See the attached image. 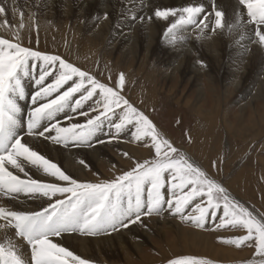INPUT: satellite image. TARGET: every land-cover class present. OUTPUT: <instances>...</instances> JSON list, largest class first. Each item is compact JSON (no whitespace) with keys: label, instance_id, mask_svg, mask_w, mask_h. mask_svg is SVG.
<instances>
[{"label":"snow or ice","instance_id":"1","mask_svg":"<svg viewBox=\"0 0 264 264\" xmlns=\"http://www.w3.org/2000/svg\"><path fill=\"white\" fill-rule=\"evenodd\" d=\"M208 2L210 11L204 0H189L176 8H157L156 18H175L163 34L165 42L175 46L184 39L181 33L189 28L200 34L199 39L205 29L215 31L225 26L229 31L239 30L243 40L248 26H254L252 42L264 47V0H236L238 10L227 25L225 13L217 8L215 0ZM6 11L0 6V16ZM213 16L214 21L209 24ZM5 26L10 27L7 20L0 25ZM24 27L21 20L19 29ZM13 36L14 40L0 37V196L18 199L23 195L40 203L32 210L0 206V230L14 229L15 236L30 249L28 258L6 239L0 243V264H90L59 241L66 235L96 236L126 229L143 216L165 212L197 228H204L206 219L212 217L219 220L216 230H243L245 234L221 238L222 242L237 248L253 247L258 259L247 264H264V216L257 218L231 199L206 170L162 136L149 115L122 94L123 74L109 85L59 54L22 46L19 30ZM30 76L38 90L31 93L32 106L24 118L20 101L25 100L26 92L22 80ZM88 101L93 103L85 111ZM77 113L84 122H73L72 116ZM62 114L67 126L61 124ZM105 126L109 129V142L130 131L131 140L148 147L150 152L154 150V155L142 162L134 161L130 170L113 178L88 181L66 173L25 139L43 138L66 148L93 147V142H105L98 139ZM122 155L131 159L127 152ZM79 163L88 166L82 159ZM212 166L216 167L215 161ZM34 172L40 177L34 178ZM194 202L192 211L186 212ZM221 207L223 215L218 216L216 210ZM167 264L212 262L181 256L169 258Z\"/></svg>","mask_w":264,"mask_h":264},{"label":"bare ground","instance_id":"2","mask_svg":"<svg viewBox=\"0 0 264 264\" xmlns=\"http://www.w3.org/2000/svg\"><path fill=\"white\" fill-rule=\"evenodd\" d=\"M188 2L189 0H0V6H4L7 10L4 16H0V25H3L5 20L10 25V27H0V37L14 40L13 32L19 30L21 43L30 45L28 40H38L40 45L33 48L40 51H45L41 44H48L49 40L54 38L59 39L63 42V47L59 49L60 51L51 48L49 49L51 50L50 53L67 58L75 66L81 67L85 63L88 66L90 64L94 66L98 60H101L109 70L126 72L129 77L126 78L128 82H133L131 79L137 78L138 84L142 85L151 80V87L158 92L149 94L143 92L142 86H138L139 88H135L130 94V99L128 98L149 117L154 104L158 103V99H156L158 93L160 94V90L166 87L164 82H167V85L176 86L179 84L183 86L185 90L187 89L186 93L183 91L177 95L174 88L167 92L169 96L174 97L173 103L179 106L182 104L197 122L196 126L193 127L192 125L189 129L184 143L187 146H184L182 150L193 160L194 157L198 159L208 174L217 182H221L220 179L227 177L228 174L229 168L226 171L225 167L236 166L234 163H237V159L235 155H232L233 147L226 145L228 156L223 162L224 165L219 164V168L213 167L215 153L217 156L219 155L218 151L221 150L223 142L221 138H217L218 151L214 152L213 148L212 153L209 154L207 147L211 142L210 139L215 140V135L218 132L221 134L226 132L229 137L235 139H240L243 134L250 133L253 136L251 139L254 140L264 126H262L264 111L260 115V111L258 112L257 108L252 107L253 103L264 101V47L252 42V28L254 26H248L246 38L243 40H241L239 30L229 31L228 27L225 26L223 29H216L215 31L208 28L206 29L208 31L199 39L197 37L200 34L189 28L181 33L184 39L178 40L175 46L165 42L163 34L175 18H169L168 21L160 20L155 17V10L157 8H176L186 5ZM204 2L210 11L211 4L208 0H204ZM215 2L217 8L225 13V24L232 23L238 10L236 0H215ZM14 8L16 9L15 12L13 11ZM104 16L105 19H103ZM133 17L136 19L134 20ZM244 19H247L246 11H244ZM21 20L25 24L23 29H19ZM213 21L214 16L209 20V24ZM48 23H52V30L44 29V24ZM152 56H155L159 61V68L157 69H159V76L163 81L162 87L160 81H156L158 73L156 74L153 70L149 73L150 77L142 78L144 77L142 65L151 62ZM86 64L85 66H87ZM146 73L148 72H145V76ZM220 73L223 74L222 79H219ZM100 74L101 78L104 77L103 81L107 82L104 75L105 71L102 70ZM219 82L221 85L223 84L222 87H231L236 92L231 91L235 94L231 100L240 104V107L234 117L232 116V120H230L229 113L226 116L221 113V105L217 103L220 97L212 93L218 88L216 86ZM22 83L25 86V92H27V98L20 101L24 112L27 99L30 98L34 90L38 89L31 76L24 78ZM205 86L207 89L204 88ZM221 93V98L226 103L229 99L227 95L229 92L225 89ZM208 96L211 98L210 102L207 100ZM241 102L246 103L241 104ZM90 103L92 102H86L83 110L88 111ZM246 111L249 114L247 116L248 123L243 129H239L240 125L245 122ZM63 118L65 117L62 114L61 124L67 126ZM73 122H77V120H73ZM79 122H84V117H81ZM256 127H260L257 128L258 132ZM108 133L109 129L105 126L103 131L98 134V139L105 141L104 143H98L99 145L95 147L84 146L82 148L77 146L66 148L63 145L60 147L50 141H44L43 138L33 140L31 137H27L25 139L34 150L57 162L66 173L80 180L88 181L92 178H88L87 172L92 168L102 172L97 171L98 173L90 174L93 175V180L101 175L113 178L115 175L126 171L127 167L134 166V161L142 162L144 159H150L151 154L154 155V150L150 152L148 147L141 149L120 141L121 138L131 140L130 131H125L120 134L119 138L111 140V142H109ZM131 142L133 143V141ZM141 145L143 146V144ZM124 152H127L131 159L124 157L122 155ZM253 153L255 152L253 151ZM252 158H248L249 161H252ZM81 159L86 161L87 167L79 163ZM262 159L257 158L255 160L263 163ZM248 162H245L242 167L251 170V168H247L250 165ZM246 170L239 172L237 176L231 179L230 183L233 189L229 190L231 195H235L242 204L245 200H249L252 204L253 198H257V193L260 191L254 190V187H249L239 181L242 174L246 175L247 178L252 174ZM33 175L34 178L40 177L39 173L34 172ZM260 193L264 200V191ZM39 203V201H33L23 195L18 199L0 196V206L13 210H32L38 208ZM258 208L256 209L259 213L261 212V216L254 215L260 218L264 216V211ZM222 215L223 211L220 216ZM162 216V219L152 215L141 218L140 222L132 224L126 229L121 228L117 232L87 237L79 234L66 235L59 242L62 246L73 251L74 254L88 259L90 264H108L111 260H117V263L124 261L131 264L133 261L131 262L129 257L135 254L141 258L144 255L146 241L152 243L153 238L158 239L161 245H165L166 250L163 251V255L159 259L152 261L162 262L174 254L182 253L183 256L208 257L218 264H231L243 261L251 255L249 254L251 251H248L250 248L245 247L244 251L240 253L234 245L227 247L223 244L221 238L238 236V233H234L233 230L215 229L212 230L214 234L211 236L212 233L207 235L201 230L184 229L183 225L177 223L167 212ZM241 234H245L243 230ZM212 238H216L215 240H218L220 246L215 245ZM6 239H10L13 244L17 245L18 249L30 258V249L24 244L26 242L22 238L15 236L14 229L0 230V243H4Z\"/></svg>","mask_w":264,"mask_h":264},{"label":"rangeland","instance_id":"3","mask_svg":"<svg viewBox=\"0 0 264 264\" xmlns=\"http://www.w3.org/2000/svg\"><path fill=\"white\" fill-rule=\"evenodd\" d=\"M103 19H105V16L103 17ZM44 29H48V30H52V23H48V24H44ZM208 30L205 29V32H207ZM213 31L211 30V33ZM37 34V32H35ZM28 39H32V38H28ZM30 45H23L22 46H27V47H31L33 48L34 46L35 47H38L40 45V42L38 40H35L33 39L32 41H27ZM51 44V45H50ZM63 42L60 41L59 39H52V40H49L48 44H41L42 47H44L45 51L48 50V52H45V51H42V52H45V53H48V54H52L50 53L51 50L49 49H57L58 51H60L59 49L61 47H63ZM34 49V48H33ZM36 50V49H34ZM53 51V50H52ZM55 51V50H54ZM64 58V57H62ZM66 61L68 62H71L69 61L67 58H64ZM154 59V60H153ZM153 60V61H152ZM147 61V60H146ZM151 62L143 64L142 67H143V75L144 77L142 78H146L147 77H150V74L151 73V70H153V72H156V74L158 73V75L156 76V81H160V86L162 87L163 86V81H161V78L159 76V68L158 67V60L156 59L155 56H152L151 59H150ZM153 62V63H152ZM155 62V63H154ZM72 63V62H71ZM86 64V63H85ZM85 64H83L80 68L82 70H88L90 72V74H93L95 75V77L101 81H103V78H101V71L104 70L105 71V78H107V83H109V85L113 84L116 79L118 78L119 74H123L125 76V83H124V86L122 88V94L125 95V97L128 99H130V94L134 91L135 88H139L138 86H142V90L143 92H147L149 94H153L155 92H158V91H155L151 86V80L149 82H144V84L140 85L138 84V81L137 78H134L136 80H132L133 82H128V80H126V78L128 79V75L126 74V72H123L121 70H109L108 67L105 66V64L101 61V60H98V62L92 66L91 64L88 66H85ZM146 66V67H145ZM156 69H154V68ZM153 68V69H152ZM92 70V71H90ZM158 70V71H157ZM145 72H148L146 73V76H145ZM135 73V72H133ZM36 75H38V70H36ZM222 76L223 74L220 73L219 74V79H222ZM101 78V79H100ZM104 82V81H103ZM158 83V84H159ZM166 84H164L166 87H163L164 89L163 90H160V94L158 93V96L156 97V99H158V103L156 102L154 104V108H152V113L150 114V119L154 122V124L158 127V130L161 132L162 136H164V134H166V136H164L165 138L167 137V139L171 140L170 142L173 143L174 146L178 147L181 151L184 152V150H182V148L184 146H187V144H184L185 143V139H186V136L188 135V131L189 129L194 126L197 125V122L193 119V117H191V115L187 112V110L182 106V104L179 106V105H176L173 103V100H174V97L172 96H169L168 95V91L169 89L171 88H174V92L175 94L177 95H180V92H183L186 93L187 92V89L185 90L183 86L181 85H176V86H173V84H168L167 85V82H164ZM221 82H219V84L216 86L218 87L217 89H215L212 93L213 95L217 96V97H220L218 98V105L220 104L221 105V113L224 114V116H226L228 113H229V117H230V120L233 119L234 117V114L238 111L237 109H239L240 107V104H236L235 102H233L231 99L234 98V93H231V91H234L231 87H222V85L220 84ZM171 85V86H170ZM203 85V84H202ZM24 86V85H23ZM25 87V86H24ZM169 87V88H168ZM167 88V89H166ZM189 88V87H187ZM204 88L207 89V86H205ZM147 89V90H146ZM227 90L229 93L227 94L229 97V99L226 101V103L223 102V99L221 98V92L223 90ZM208 92H209V89H208ZM235 92V91H234ZM236 93V92H235ZM26 98H27V92H26ZM25 98V99H26ZM78 98V94H77V97ZM128 99V100H129ZM29 100H30V103H29ZM207 100L208 102L211 101V98L210 96L207 97ZM93 103V101H91ZM263 102V103H262ZM73 103H74V100H73ZM246 102H241V104H244ZM27 104V105H26ZM25 104L24 106V112L22 113V116L24 118H26V113L27 111L29 110V108H31L32 105L31 104V99H27V103ZM91 104V103H90ZM29 106V107H28ZM262 106V107H261ZM252 107L254 108H257L258 109V112L260 111V115L263 114V107H264V101H257L255 103H253ZM259 107V108H258ZM262 109V110H261ZM90 110V109H89ZM88 110V111H89ZM224 111V113H223ZM95 114V113H94ZM245 122L240 125L239 129H243V127H245L247 125V116L249 115L248 114V111H246L245 113ZM74 117H72L73 120H77V119H80L81 117H78V114L76 115H73ZM233 116V117H232ZM63 119H66V118H63ZM62 120V119H61ZM195 121V122H194ZM264 125V123L262 124V126ZM162 128V129H161ZM257 128H260V127H256V131L258 132L259 130ZM162 130V131H161ZM256 132V133H257ZM164 133V134H163ZM258 136H256L254 138V140H252L251 138L253 137L250 133H245L243 134L240 139H235L234 137H229L228 134L226 132L222 133L221 132H218L216 135H215V140H211V142H209L208 144V152L209 154L212 153L213 151V148H214V152L215 151H218V145L216 144V142L218 141L217 138H221L222 140V147H221V150L218 151L219 155L217 156L215 153V159L214 161L217 162V166L216 168H219V164H221V166L224 165L223 162L226 161V158H227V154L228 153V149H227V146L226 145H231L233 148V154L232 155H235L236 156V159H237V163H234L236 164V166L234 165H230V166H226L225 167V170L227 171V169L229 168V170L227 171V177H224V178H221V182H218L220 185H222V187L226 190L227 194L229 195V197L231 199H233L234 201L238 202L239 204L243 205L244 207H246L250 212H254V214H256L257 216H261V212L259 213L258 210L256 209L257 207H259L258 209L264 211V200H263V196L262 194L260 193L261 191L263 192L264 191V126L262 127V130H260L258 132ZM120 137V136H119ZM27 138V137H25ZM111 139V138H110ZM126 139V140H125ZM112 140H116V139H112ZM182 140V141H181ZM208 140V139H207ZM227 140V141H226ZM120 141L124 142V143H127L129 146H132V147H135L137 146L138 148H145L146 146H142L141 143H137L135 141H133V143L131 142L132 140H129L128 138H121ZM225 142V143H224ZM214 143V144H213ZM135 144V145H134ZM263 144V145H262ZM96 145H99L98 143H93V147H95ZM134 145V146H133ZM213 145V146H212ZM215 145V146H214ZM61 147V145H59ZM211 147V148H210ZM80 148V147H79ZM82 148V147H81ZM258 148V149H257ZM135 149V148H134ZM212 150V151H211ZM238 150V151H237ZM223 151V152H222ZM253 151L256 153H253ZM153 156V154H151ZM257 157H256V156ZM151 156V157H152ZM252 156H255L254 158H252ZM150 157V158H151ZM248 158H252V161H249ZM262 159L263 160V163H259V162H256L255 159ZM217 160V161H216ZM194 161L197 163V165H199L203 170H205L202 166V164L198 161V159H196L194 157ZM249 161V162H248ZM242 162V163H241ZM249 163V167L247 168H251L250 169H245L243 168V164L244 163ZM251 162V163H250ZM240 166V167H239ZM253 168V169H252ZM127 170H130L129 167H127ZM246 170V172L250 171L251 175L249 176V178H247L246 175L242 174L241 175V178H239V181L242 182V184H247L249 187H254L253 189L257 191H260L259 193H257V198H253L254 201L251 202L249 200H245V202L242 204L241 202H239L237 200V198L235 197V195H231L230 193V190L233 189L232 186H231V179L234 178L235 176L238 175L239 172L241 171H244ZM88 171V170H87ZM98 170H96L95 168H92L90 169L88 172H87V175H88V178H92L91 180L89 181H92L93 180V175H90V174H93V172H97ZM253 171V172H252ZM99 173H102L100 171H98ZM97 172V173H98ZM207 172V171H206ZM245 172V173H246ZM208 173V172H207ZM236 174V175H235ZM211 178H213L210 174H208ZM102 178L101 179H105V178H109V176L107 175H101ZM99 176V177H101ZM263 177V178H262ZM215 179V178H213ZM228 179H229V182H228ZM247 179V180H246ZM248 179H250L248 181ZM217 181V180H216ZM225 181V182H224ZM259 181V182H258ZM261 181V182H260ZM224 182V183H223ZM227 184V185H226ZM255 184V185H254ZM257 184V185H256ZM259 185V187H258ZM258 187V188H257ZM227 188V189H226ZM230 189V190H229ZM252 188L251 190L254 191ZM167 188H165L163 191L166 193L167 191ZM228 190V191H227ZM241 198V197H240ZM206 199V198H205ZM236 199V200H235ZM257 200V201H256ZM196 202H201V201H196ZM193 203V206L195 207V203ZM243 202V201H242ZM255 202V203H254ZM259 202V203H258ZM254 203V204H253ZM247 205V206H246ZM252 205V206H251ZM261 205V206H260ZM192 205L189 206V209H187L186 212H191L192 211V208H194ZM250 206V207H249ZM192 207V208H191ZM254 207V208H253ZM191 209V210H190ZM218 216H220L221 212H222V207L220 209H217L216 210ZM259 214V215H258ZM153 217H159L160 219L163 218L162 214L161 215H152ZM145 217H148V216H143L142 218H145ZM175 221H177V223H181V226L184 228V229H190V230H193V231H202L203 233H206L207 235H212L214 234V231L212 230H215L216 229V225L214 224H218L219 223V220L216 219V218H212V217H208L206 219V226L204 228H197V227H194L192 226L190 223H186V222H182L180 220L179 217H175L174 218ZM209 221V222H208ZM140 228V227H139ZM230 231V230H229ZM234 233H238V235H242V230L238 231L233 229ZM117 232V231H116ZM241 232V233H239ZM87 237V236H86ZM213 241L215 242V245L217 246H220V244L218 243V240H215L216 238H212ZM152 243H150L148 240L146 241V244L144 246V255H142L141 258H139L137 255H131L129 257L130 262L131 264H167V260L169 258H178V257H181L183 256V254H174L172 256H170L169 258H166V260H163L162 262H159V261H152L153 259H159V257H161L163 255V251H165V245H161V243H159L158 239L156 240V238H153ZM25 245H27L26 243H24ZM225 246H229L225 243H223ZM156 246V247H155ZM223 246V245H222ZM28 247V246H27ZM233 248V246H230ZM234 247H236L234 245ZM246 248H250L248 251H251V254L249 257H247L246 259H244L243 261H237L235 263H231V264H247V262L249 260H253V259H258V257L255 256V250L253 247H248V246H241L240 248H237V251L238 252H243L244 249ZM253 254V255H252ZM194 257H197L199 258L200 256H194ZM139 258V260H137ZM200 258H206V259H209L208 257H200ZM144 259V260H143ZM210 260V259H209ZM146 261V262H145ZM211 261V260H210ZM118 261L117 260H111L110 263L108 264H128V263H125L124 261L122 262H119L117 263ZM212 264H218V263H215L213 261H211ZM227 264V263H226ZM230 264V263H228Z\"/></svg>","mask_w":264,"mask_h":264}]
</instances>
